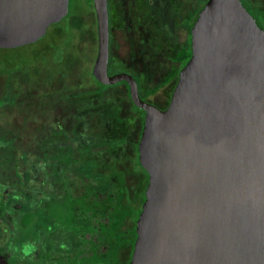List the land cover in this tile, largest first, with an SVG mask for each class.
<instances>
[{"label":"rangeland","instance_id":"obj_1","mask_svg":"<svg viewBox=\"0 0 264 264\" xmlns=\"http://www.w3.org/2000/svg\"><path fill=\"white\" fill-rule=\"evenodd\" d=\"M108 1L109 71L136 77L141 96L163 110L170 86L145 93L178 68L173 60L189 43V11L208 0ZM244 1L264 23V0ZM95 16L87 0H70L69 16L49 28L46 44L0 49V80H7L0 94L10 82L16 86L15 98L10 93L0 102V264L131 262L149 185L136 162L146 113L132 106L123 84L91 96V104L85 93L74 96L69 107L68 94L97 89L90 78L98 54ZM51 44L55 53L75 51L72 65L79 67L59 66L57 76L45 71L54 66ZM11 131L13 143L3 146ZM99 222L110 229L95 234L91 227Z\"/></svg>","mask_w":264,"mask_h":264},{"label":"water","instance_id":"obj_2","mask_svg":"<svg viewBox=\"0 0 264 264\" xmlns=\"http://www.w3.org/2000/svg\"><path fill=\"white\" fill-rule=\"evenodd\" d=\"M70 0H0V48L40 41ZM93 77L125 82L145 111L139 162L149 175L130 264H264V29L242 0H208L192 57L167 109L136 79L109 74L108 0H94Z\"/></svg>","mask_w":264,"mask_h":264},{"label":"trees","instance_id":"obj_3","mask_svg":"<svg viewBox=\"0 0 264 264\" xmlns=\"http://www.w3.org/2000/svg\"><path fill=\"white\" fill-rule=\"evenodd\" d=\"M242 2L244 3V5L247 7V9L251 12V13H253V15H254V17L256 18V20L259 22V24L263 27V29H264V23L260 20V16H257L256 15V13H254L252 10H251V8H248L249 7V5L247 6L246 5V2L244 1V0H242ZM87 4H88V6H89V8L94 12V13H96L95 12V7H94V0H87ZM206 4V3H205ZM204 4V5H205ZM204 5H202L201 7H198L197 8V12H196V14L195 15H192V17L190 18V20H189V24H188V29H189V43L187 44V46H185V47H183L180 51H179V53L177 54V56L174 58V62L176 63V64H178V68H176L173 72H171L170 74H168L167 76H166V78H165V80L160 84V85H158V86H156V87H154L153 89H151V90H148V91H146V96H153V95H155L159 90H161L163 87H166L167 85H172V87H173V91H174V89H175V87H176V85H177V83H178V80H179V76H180V73H181V71L183 70V68L186 66V64L189 62V60L191 59V57H192V48H191V39H192V34H191V28H192V25H193V23H194V21L196 20V18L198 17V15H200L199 13H200V11L202 10V8H203V6ZM69 13H70V5H69ZM68 16H69V14H68ZM67 16V17H68ZM66 19V18H65ZM64 19V20H65ZM63 20V21H64ZM62 22V21H61ZM61 22H59V23H61ZM59 23H57V24H54V25H59ZM51 26H53V25H51ZM50 26V27H51ZM49 27V28H50ZM48 31H49V29L47 30V33H46V35H45V37L44 38H42L40 41H38V42H36V43H44V44H46V37H47V34H48ZM67 37V36H66ZM96 38L98 39V30L96 31ZM98 41V40H97ZM59 42V41H58ZM36 43H33V44H36ZM54 43H57V42H54ZM33 44H29V45H33ZM29 45H24V46H29ZM54 45L55 44H51V45H49L48 46V48L50 49V54H51V56H52V61L54 62V66L49 62V65H47L46 66V68H45V71H50L54 76H57L58 75V71H59V66H60V70L61 69H63V68H67V70L69 69V70H71L70 68H72V66L74 67V68H77V67H79V66H74V65H76L77 64V60H79V59H77L78 58V56L77 55H75V51H71V50H69L68 48H66V50H67V52H68V54H63L62 55V52L60 51V50H58V51H56V53H55V51H54V49L55 48H53L54 47ZM20 47H22V46H20ZM19 47V48H20ZM18 47H15V48H11V49H1V50H15V49H19ZM97 53H98V49H97ZM54 57V58H53ZM96 58H97V56H96ZM56 59V60H55ZM49 60V59H48ZM75 62V63H74ZM110 62H111V58H110ZM72 64H74V65H72ZM85 64L87 65L88 64V61L86 60L85 61ZM91 74H90V78L96 83V85H97V89L96 88H93V90H89V91H86L85 89H82V90H84V92L83 91H76V93H74V94H68V97H69V101H71L70 102V106L69 107H72L75 103H76V99H74L73 97L74 96H78V97H81L84 93H85V96H87V95H89V98L87 99L88 100V104H91L89 101L90 100H92V98H91V96H95V95H98V94H102V92H106V90L107 89H109V88H113V87H116V86H118V85H120V84H123V85H125V87H126V90L128 91V93H129V95H130V92H129V87H128V85L125 83V82H121V83H118V84H116V85H114V86H106V85H102V84H100L94 77H93V68H92V66H91ZM115 73H117V72H113V71H110L109 72V74L110 75H114ZM60 75V74H59ZM61 75L65 78V80L67 81L68 80V74L67 73H64V72H62L61 73ZM60 75V76H61ZM134 77V76H133ZM135 79H136V81H137V83H138V87H139V93H140V90H141V88H142V85L140 84V81L136 78V77H134ZM18 80H19V84H20V80L22 79L21 77H18L17 78ZM23 79L21 80V86L22 87H24V86H26V84H23ZM31 81H33V82H35V83H37V84H39V83H42V81H41V79H38V78H35L34 80H31ZM42 85H50V84H47L46 82L45 83H42ZM141 86V87H140ZM173 93V92H172ZM140 95H141V93H140ZM84 96V97H85ZM172 96V95H171ZM73 98V99H72ZM131 98V97H130ZM141 98L144 100V101H147V100H145L142 96H141ZM82 99H84V98H82ZM132 101V100H131ZM78 102V101H77ZM133 103V102H132ZM77 105H79V104H77ZM132 106H134V103H133V105ZM136 109H138L139 111H141V112H145V111H143V110H141L140 108H138V107H136V106H134ZM168 108V107H167ZM166 108V109H167ZM68 115H69V117L71 116L70 115V113H68ZM68 119V118H67ZM62 123L64 122V119H62V117L59 119ZM60 123V122H59ZM11 143H13V141H11ZM11 146H12V144H11ZM136 162H137V165L138 166H141L140 165V162H139V152H138V157H137V159H136ZM142 167V166H141ZM7 198V197H6ZM7 200H9V198H7ZM7 200H4L3 199V201H4V203L6 202V203H9ZM144 202H145V196H144ZM7 207H9V208H11L10 206V204H5ZM17 205H19V204H17ZM21 206V205H20ZM142 209V208H141ZM138 216H140V215H138ZM0 217L1 218H3V216L1 215V213H0ZM138 218L139 217H137V220H138ZM4 219V218H3ZM104 219H107V218H104ZM99 220V219H98ZM98 223V222H97ZM100 223V225L99 224H94V226H92L91 227V230L93 231V232H95V234H100L101 232H102V230H109L110 229V224H106V225H103L101 222H99ZM110 223V222H109ZM100 227H99V226ZM98 226V227H97ZM136 238H137V235L135 236V240H134V244H135V242H136ZM134 244H133V247H134Z\"/></svg>","mask_w":264,"mask_h":264},{"label":"crops","instance_id":"obj_4","mask_svg":"<svg viewBox=\"0 0 264 264\" xmlns=\"http://www.w3.org/2000/svg\"><path fill=\"white\" fill-rule=\"evenodd\" d=\"M0 49H5V48H0ZM5 78H3V77H1V80H0V84H1V82H2V85L4 84V83H6L7 82V80H4ZM18 85H19V82L17 83ZM1 86V85H0ZM2 87V86H1ZM0 87V88H1ZM15 88H16V86H15V84H13L12 82H10L8 85H7V87L5 88V93H3L2 95L0 94V102L4 99V97L7 95L9 98H10V96H12L13 95V97L15 98V94H13V91H15ZM12 95H11V94ZM5 100V99H4ZM1 126V125H0ZM2 127V126H1ZM4 128V127H3ZM6 136H5V139H2V143H3V146H6V145H8L10 142H11V139H9L8 137H13V135H14V132L13 131H11V133L9 134H5ZM2 146V145H1ZM4 151H6L7 150V147L5 148L4 147ZM3 151V152H4ZM7 152H8V150H7ZM7 152H5V153H7ZM14 159H17V157L16 156H14Z\"/></svg>","mask_w":264,"mask_h":264},{"label":"flooded vegetation","instance_id":"obj_5","mask_svg":"<svg viewBox=\"0 0 264 264\" xmlns=\"http://www.w3.org/2000/svg\"><path fill=\"white\" fill-rule=\"evenodd\" d=\"M247 5V4H246ZM248 6V5H247ZM248 8H250V7H248ZM196 12H197V6L196 5H193V7H192V9L189 11V15H195L196 14ZM110 72V71H109ZM167 86H170V88H171V94H170V96H169V99L165 102V104H164V106H163V110H165L168 106H169V104H170V101H171V95H172V92H173V87H172V85H167ZM141 96V95H140ZM146 102H148V103H150L149 101H146Z\"/></svg>","mask_w":264,"mask_h":264}]
</instances>
